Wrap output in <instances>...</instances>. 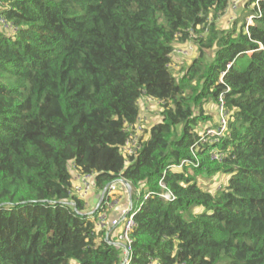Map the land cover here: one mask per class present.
I'll return each instance as SVG.
<instances>
[{
    "label": "trees",
    "instance_id": "trees-1",
    "mask_svg": "<svg viewBox=\"0 0 264 264\" xmlns=\"http://www.w3.org/2000/svg\"><path fill=\"white\" fill-rule=\"evenodd\" d=\"M234 1L0 0V264H119L96 223L121 181L128 264H264V0L219 28ZM220 96L226 132L200 143ZM143 98L160 119L126 158ZM73 174L94 175L92 213Z\"/></svg>",
    "mask_w": 264,
    "mask_h": 264
},
{
    "label": "built area",
    "instance_id": "built-area-1",
    "mask_svg": "<svg viewBox=\"0 0 264 264\" xmlns=\"http://www.w3.org/2000/svg\"><path fill=\"white\" fill-rule=\"evenodd\" d=\"M240 3L239 0H236L231 3L230 8L231 10H236L238 8V4ZM253 16H249L246 20L247 26L252 24ZM0 24H2L5 28H7V24L4 23L3 19L0 18ZM247 30V28H246ZM148 102H151V100H148ZM217 125L216 127H210L207 126L204 128L203 132L200 133L199 141L200 143H204L206 141L210 142H217L219 138H221L227 129V122H228V112L224 108V102L223 98L220 96L218 99V105H217V116H216ZM142 127L136 126L134 133L129 136L127 141L122 147V152L126 158H129L131 156H134L137 152V150L140 147L139 144V136L142 133ZM213 159L220 160L221 155L215 154L212 156ZM125 164H128V160L125 161ZM75 182V183H74ZM73 192L74 194L80 198V199H86V197L91 193V191L95 188L94 183V175H78L73 174ZM121 187V190H124V194H128L129 199V205L122 210L120 218H112L107 216L106 214H100L98 217L96 227L98 229L103 230H110L112 228H119L118 233L115 234V237L117 239L116 246L119 247L122 251V255L119 261V264H128L130 261V258L132 256V242L129 237V234L131 232V229L133 227V210L132 205L130 201V195L127 191V188L124 184V181H121L119 183L113 184L110 186L108 190V194L110 192L116 191V186ZM160 186L164 189V186L162 183H160ZM149 195L146 194L144 196V199H146ZM162 198L165 200H171L172 195L170 192H165L161 195ZM114 203L111 201L107 203V208H112Z\"/></svg>",
    "mask_w": 264,
    "mask_h": 264
},
{
    "label": "rangeland",
    "instance_id": "rangeland-1",
    "mask_svg": "<svg viewBox=\"0 0 264 264\" xmlns=\"http://www.w3.org/2000/svg\"><path fill=\"white\" fill-rule=\"evenodd\" d=\"M240 8V7H239ZM235 10V9H234ZM234 10H229V11H231V12H228L227 14H225V15H223V16H220L217 20H216V24H217V26L219 27V28H221V29H224V28H228L229 26H230V24H231V22H233L235 19H236V17L238 16V15H240V13L242 12V11H237L235 14L232 12V11H234ZM237 10V9H236ZM192 46V47H191ZM186 48H188L187 47V45L185 46ZM190 47H191V49L193 50V53H194V51L196 52V46H194L192 43L190 44ZM185 64V63H184ZM181 65V64H180ZM180 65H178V64H176V63H172L171 64V67L172 68H174V74L176 75V76H179V74H180V70H181V67L179 68V66ZM160 111H161V107L158 105V104H155V103H151V113H149V115H148V119H147V121L146 122H144V120L142 121V124L140 125L141 127H143V128H148V127H150L152 124H154V123H156L159 119H160ZM145 134V133H144ZM220 177H217V178H215V179H213L212 181H211V183H210V186H212V188H215L216 187V185H217V183H221V182H225V178H220ZM75 183V182H74ZM218 186V185H217ZM119 187H120V185H119ZM121 193H122V195H123V199H122V201L124 202L125 201V199L127 198V196H128V194L126 195V194H124V190H121ZM137 199V198H136ZM100 201H101V195H99L95 190L94 191H91V193L89 194V196H88V198H87V200H86V212L87 213H90V212H92V211H94V210H96L97 209V207H98V205H99V203H100ZM108 202H110V201H108ZM114 205H116V202L114 203ZM107 210V209H106ZM112 208L111 209H109V211H107L106 213V215L107 216H109L110 215V213L112 212Z\"/></svg>",
    "mask_w": 264,
    "mask_h": 264
},
{
    "label": "crops",
    "instance_id": "crops-1",
    "mask_svg": "<svg viewBox=\"0 0 264 264\" xmlns=\"http://www.w3.org/2000/svg\"><path fill=\"white\" fill-rule=\"evenodd\" d=\"M229 10H231V9H229ZM229 10L225 14H227L228 12H231ZM232 12L235 14L236 10H234ZM185 46L186 45H177L176 50L179 51V54H177L173 58L172 61L174 63H176L178 65H180V64L182 65L185 63V66H186L194 58V53H193V50L191 49V47L187 46L188 48H186ZM145 100L146 99L143 98L139 102L140 118H142V120H144V122L147 121L148 115H149V113H151V103L147 102ZM88 196L86 197V199H84L85 201L87 200ZM111 196H112L111 202L112 203L116 202V205H113V207H112L113 210L110 213L109 217L120 218L122 210H124L129 205V199L127 197L124 202L122 201L123 195L121 193V187H119V186H116V192H112ZM109 209H111V208L108 207L106 211H109ZM118 231H119V228L115 229L113 234H112V237H115V234L118 233Z\"/></svg>",
    "mask_w": 264,
    "mask_h": 264
},
{
    "label": "water",
    "instance_id": "water-1",
    "mask_svg": "<svg viewBox=\"0 0 264 264\" xmlns=\"http://www.w3.org/2000/svg\"><path fill=\"white\" fill-rule=\"evenodd\" d=\"M124 184H125V186H126V188H127V191H128V193H129V195L131 194V187L126 183V182H124ZM106 191V190H105ZM102 202V198H101V201H100V203ZM100 203H99V205H98V207L100 206ZM97 207V208H98ZM93 212V211H92ZM92 212H90V213H92Z\"/></svg>",
    "mask_w": 264,
    "mask_h": 264
}]
</instances>
